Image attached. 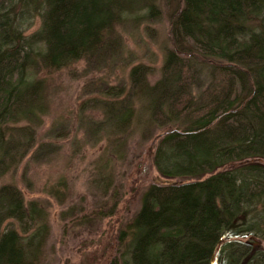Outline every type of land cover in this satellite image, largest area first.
I'll list each match as a JSON object with an SVG mask.
<instances>
[{"label":"trees","instance_id":"16d2710c","mask_svg":"<svg viewBox=\"0 0 264 264\" xmlns=\"http://www.w3.org/2000/svg\"><path fill=\"white\" fill-rule=\"evenodd\" d=\"M174 4L172 48L158 75L138 62L126 83L99 84V96L84 102L100 113L88 121L90 137L110 143L105 167L112 155L126 158L134 129L146 141L164 130L150 160L165 179L143 190L138 209L104 246L102 264H264L257 244L264 163L246 162L264 159V0ZM158 11L157 0H0V179L28 155L43 161L56 151L37 143L49 111L48 85L37 74L114 58L116 24L136 25ZM93 183L102 200L77 216L64 212L75 215L72 222L116 213L122 193L112 174L98 173ZM49 235L45 206L26 202L16 184H1L0 264H38Z\"/></svg>","mask_w":264,"mask_h":264},{"label":"rangeland","instance_id":"374dc122","mask_svg":"<svg viewBox=\"0 0 264 264\" xmlns=\"http://www.w3.org/2000/svg\"><path fill=\"white\" fill-rule=\"evenodd\" d=\"M175 2L157 0L156 17H141L136 25L116 24L111 36L119 43L114 58L107 55L106 61L94 67L81 59L52 72L37 74L48 85L49 104V111L37 130V143L49 142L56 151L43 161H34L28 155L0 179V185L16 184L26 202L39 200L48 212L50 235L38 264H102L104 246L138 209L143 190L150 183L165 179L150 160L151 145L164 130H157L152 140L146 141L134 129L128 138L126 158L112 155L105 167L104 161L109 157L105 151L110 143L99 135L90 137L88 121L98 120L100 113L95 108H84V102L99 96V84L126 83L130 67L138 62L150 65L154 76L158 75L166 50L172 48L170 26ZM39 23L36 17L29 31L37 29ZM246 162L264 163V159L248 158ZM238 164H227L215 171ZM98 173H111L113 182L120 186L122 197L116 213L88 223L72 222L74 214H83L102 200L100 190L93 183ZM57 189L60 193H55ZM69 210L74 214L64 213ZM257 244L264 248V239L257 240Z\"/></svg>","mask_w":264,"mask_h":264}]
</instances>
